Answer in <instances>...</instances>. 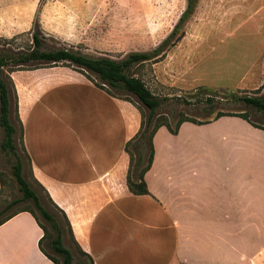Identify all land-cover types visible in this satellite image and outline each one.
<instances>
[{"label": "crops", "instance_id": "1", "mask_svg": "<svg viewBox=\"0 0 264 264\" xmlns=\"http://www.w3.org/2000/svg\"><path fill=\"white\" fill-rule=\"evenodd\" d=\"M220 1L213 16L237 12L249 0ZM254 3L257 11L264 7V0ZM57 19L42 11L43 34L74 43L75 30ZM142 29L146 41L166 37L153 38L148 24ZM127 35L134 39L133 28ZM184 36L157 60L159 69L172 56L188 54L192 72L200 37L190 33L186 53ZM262 47L233 90L264 88ZM11 79L33 177L93 264H264V130L237 116L183 122L174 134L160 127L144 175L148 194L133 195L125 152L141 126L133 104L68 66L17 70ZM42 235L28 212L5 221L0 264H54L39 247Z\"/></svg>", "mask_w": 264, "mask_h": 264}, {"label": "rangeland", "instance_id": "2", "mask_svg": "<svg viewBox=\"0 0 264 264\" xmlns=\"http://www.w3.org/2000/svg\"><path fill=\"white\" fill-rule=\"evenodd\" d=\"M221 6L223 5L220 0H199L192 16L187 18L173 38L175 40L181 32H184L186 39L181 49L188 53L190 33L199 34L192 72L188 71V54L172 56L171 61L161 65L162 69H159L157 63L163 59L134 67L132 70L152 95L160 100L156 115L171 126H174L181 116L205 121L212 119L218 112H224L244 114L253 124L264 128V111H256L236 99L255 96L256 91L233 90L241 83L249 70V64L254 62L263 48L264 7L257 11L259 6L254 0H249L242 7L240 6L237 12L213 16L212 13L221 9ZM186 7L187 0H0V53L11 51L17 54L26 51L33 46L31 35L36 32L41 40V51L66 48L91 57L120 60L129 53L150 52L156 48L163 39L160 41L142 39L140 32L142 28L146 29L148 24L151 33L154 32L153 38L161 35L167 37ZM45 8L49 9L52 18H59L56 23L61 26L70 25L75 30L77 37L71 39L74 43L61 42L43 34L39 22ZM131 28L134 30V39L126 40V36H129L127 30ZM180 42L181 40L175 46H170L166 54ZM47 65L51 66L43 61L26 65L7 63L1 69L2 78L13 85L11 76L15 71ZM58 66L62 65L58 64ZM72 68L78 70L76 67ZM90 76L94 78L93 75ZM95 81L99 83L96 79ZM104 88L115 97L133 104L141 115V121H146L149 111L135 96L124 91L111 90L107 86ZM13 91L14 89L10 88L12 104ZM260 95H264V88L258 94ZM11 119L19 130L12 116ZM1 135L0 131V137ZM131 151L135 152L132 147ZM147 152L145 147V157ZM22 160L23 176L30 187L41 196L44 207L60 226L63 232L62 243L72 253V263L89 264L87 258L75 248L61 213L51 205L45 192L33 182L32 170L23 155ZM11 165L12 161L0 152V174L4 180L0 195V219L23 208L32 209L48 234L43 238V249L62 264L61 256L50 246L54 233L47 221L33 208L31 202L16 203L4 209L12 200L22 197L11 175Z\"/></svg>", "mask_w": 264, "mask_h": 264}, {"label": "trees", "instance_id": "3", "mask_svg": "<svg viewBox=\"0 0 264 264\" xmlns=\"http://www.w3.org/2000/svg\"><path fill=\"white\" fill-rule=\"evenodd\" d=\"M197 2L198 0H187V7L185 11L182 13L169 35L156 48L150 52H132L120 60H114L108 57H91L81 54L80 52H77L73 49L66 48L41 51V40L36 32L32 33L31 35V43L33 46L26 51H21L17 54H14L11 51H8V53H0V131L2 134L0 137V152L12 161L11 175L22 194L21 198L12 200L4 209L10 208L16 203L31 202L33 208L45 221H47L51 230L53 231L54 238L51 240L50 246L58 255L61 256L62 264H73L72 253L62 243L63 232L58 223L55 221L54 216L44 207L41 201V196L30 187V184L23 176L24 162L22 160V155L25 157V160L31 169L30 161L22 142V128L17 117L15 93L13 104L11 103L10 88H13V85L10 81L8 83L2 78L1 69L7 65V63L26 65L28 63L37 61L49 63L51 66H58V64H60L62 66L76 67V69H78L77 71L84 74L90 81L95 83L97 87L103 89L107 94L113 97L115 96L112 95L110 91L106 90L104 86H107L111 90L118 92L124 91L135 96L137 100L148 109L149 113L146 121H141V127L136 136H134L125 145V152L129 156L126 185L133 195H146L148 194V190L144 181V175L151 167L153 158L152 138L158 128L164 126L174 134L177 132L179 126L183 122L207 124L222 116H237L247 121L253 127L264 130V128L253 124L244 114H232L224 112H218L212 119L205 121H197L185 116H181L178 118V120H176L175 125L171 126L166 120H161L159 119L160 116L156 115V110L160 106V100L152 95V93L145 86L144 82L140 78L136 77V73L132 71L134 67L136 68L143 65L144 63L161 59L164 57L165 52L170 48V46H175L176 43H178L183 38L184 32H181V34L175 40H173L177 30L181 28V26L186 22L187 18L192 16L194 13L197 7ZM51 66L47 65L44 67ZM90 75H93L94 78H92ZM95 79L99 81V83L96 82ZM260 92L261 89H258L255 92V96H243L238 98L234 96V98L244 103L245 106L251 107L256 111H264V95L258 96ZM208 102H211V100H208ZM11 116L16 121V124H18L19 130L12 123ZM131 147L135 152L131 151ZM145 147H147L148 150L146 157L144 155ZM31 178L37 187L45 192L41 185L32 177V173ZM3 185V176L0 174V195ZM46 196L49 199L51 205L55 207V209H57L63 216L70 238L73 241L71 229L64 213L55 204H53L47 194ZM20 212H28L33 216L43 232V235L39 240V247L41 251L54 264H59L53 257L47 254L42 247L43 238L48 236V234L46 229L39 223L32 209L23 208L15 213L7 215L6 217L0 219V225ZM75 248L82 255H84L77 246H75ZM87 260L89 264H93L89 257H87Z\"/></svg>", "mask_w": 264, "mask_h": 264}]
</instances>
